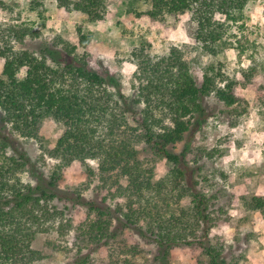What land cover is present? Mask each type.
<instances>
[{"label": "trees", "instance_id": "obj_1", "mask_svg": "<svg viewBox=\"0 0 264 264\" xmlns=\"http://www.w3.org/2000/svg\"><path fill=\"white\" fill-rule=\"evenodd\" d=\"M60 1L73 5L96 22L106 12L103 0ZM151 1L150 15L154 19L166 13L190 12L196 25L195 41L214 55L218 54L216 44L223 39L224 28L217 17L222 15L227 24L237 23L247 5V0ZM77 50L69 44L60 47L57 43L45 45L39 55L0 48V58L6 60L0 77V107L6 113L2 122H9L13 131L25 139L38 137V124L45 118L55 117L65 122L68 131L58 140L52 156L65 164L96 158L104 176L118 171L128 181L124 189L128 204L113 208L97 200H86L79 192L60 189L59 173L47 180L20 141L0 132V147L14 153V157H5L8 165L0 166V264L41 261L42 254L33 245L52 220L61 219V236L71 232L72 222L65 221V211L52 206L55 201L87 211V220L79 227L77 240L93 246L87 254L79 248L74 264H90L92 251L102 246L111 249L124 230L133 231L141 241L155 246L158 251L155 261L159 264L168 263L170 250L180 246H197L208 264H231L223 251L211 248L214 223L211 198L200 188L197 174L202 169L198 163L191 167L188 149L191 139L212 115L205 107V99L216 95L219 101L232 106L236 102L232 87H219L215 76L208 72L199 84L182 50L174 47L168 56L158 58L146 69L150 80L141 86L138 98L131 100L110 72L93 73ZM24 68L25 76L20 79L18 75ZM186 132L185 148L180 153L173 152L170 146L183 142ZM137 143H145L172 166L171 199L179 202L189 198L191 208L165 215L159 201L166 187L153 184V173L138 159L134 146ZM25 168H29L34 185L17 179L16 172ZM120 190L123 191L122 187ZM253 204L263 212V201L255 199ZM165 206L170 208V204Z\"/></svg>", "mask_w": 264, "mask_h": 264}, {"label": "rangeland", "instance_id": "obj_2", "mask_svg": "<svg viewBox=\"0 0 264 264\" xmlns=\"http://www.w3.org/2000/svg\"><path fill=\"white\" fill-rule=\"evenodd\" d=\"M103 1L106 12L96 22L60 0H0V48L39 55L47 44H69L84 55L93 73L110 72L131 100L138 98L141 86L150 80L146 69L158 58L168 56L174 47L182 50L199 84L208 72L215 76L219 87L231 86L236 100L232 106L219 101L216 95L205 99L212 115L191 139L188 159L191 167H201L197 174L200 188L211 198V248L223 251L231 264H264V210H256L253 204L255 199L264 202V0H247L243 18L237 23L227 24L222 15L217 17L224 28L216 55L195 41L196 25L190 12L166 13L154 19L150 15L151 0ZM5 62L0 58V77ZM25 73L24 68L18 77L22 79ZM5 115L0 107V132L20 141L47 180L59 173L60 189L79 192L86 200L113 208L128 204L124 193L128 181L118 171L104 176L96 158L65 164L52 156L58 140L68 131L65 122L45 118L38 124V137L25 139L13 131L9 122H2ZM129 122L134 125L132 120ZM187 140L186 132L184 141L170 146L171 150L182 152ZM134 146L145 169L153 173V184L166 187L160 201L156 194L152 196L165 208V215L191 208L189 198L179 202L171 199L172 166L145 143ZM5 157H14V153L0 147V166L9 164ZM16 177L24 184L35 183L29 168L17 171ZM166 204H170L169 209ZM52 206L65 211V221H71L73 229L64 237L59 233L61 219L46 224L45 233L33 245L43 257L36 264H74L79 248L87 254L93 246L77 240L87 211L57 201ZM157 253L155 246L141 241L133 231L124 230L111 249L102 246L92 251L90 264H159L155 261ZM208 263L197 246H180L170 250L166 264Z\"/></svg>", "mask_w": 264, "mask_h": 264}]
</instances>
